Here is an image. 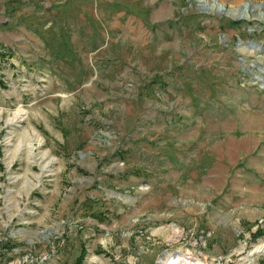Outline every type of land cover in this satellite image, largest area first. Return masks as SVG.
<instances>
[{
	"label": "rangeland",
	"instance_id": "rangeland-1",
	"mask_svg": "<svg viewBox=\"0 0 264 264\" xmlns=\"http://www.w3.org/2000/svg\"><path fill=\"white\" fill-rule=\"evenodd\" d=\"M182 257L264 264V0H0V264Z\"/></svg>",
	"mask_w": 264,
	"mask_h": 264
},
{
	"label": "bare ground",
	"instance_id": "bare-ground-1",
	"mask_svg": "<svg viewBox=\"0 0 264 264\" xmlns=\"http://www.w3.org/2000/svg\"><path fill=\"white\" fill-rule=\"evenodd\" d=\"M236 16H238L239 18L242 17L244 19L247 17V15L244 13H240V14L237 13ZM169 264H193V263L190 261L188 257H182V258L174 259V261Z\"/></svg>",
	"mask_w": 264,
	"mask_h": 264
},
{
	"label": "water",
	"instance_id": "water-1",
	"mask_svg": "<svg viewBox=\"0 0 264 264\" xmlns=\"http://www.w3.org/2000/svg\"><path fill=\"white\" fill-rule=\"evenodd\" d=\"M235 18H237V19H239V20H241V19H244V18H242V17H240V18H238V17H235Z\"/></svg>",
	"mask_w": 264,
	"mask_h": 264
},
{
	"label": "trees",
	"instance_id": "trees-1",
	"mask_svg": "<svg viewBox=\"0 0 264 264\" xmlns=\"http://www.w3.org/2000/svg\"><path fill=\"white\" fill-rule=\"evenodd\" d=\"M238 23V22H237ZM77 264H80V263H77Z\"/></svg>",
	"mask_w": 264,
	"mask_h": 264
}]
</instances>
